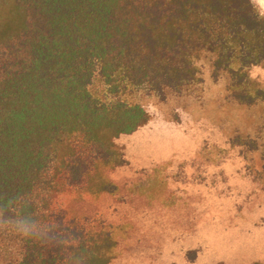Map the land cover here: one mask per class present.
Segmentation results:
<instances>
[{"label": "trees", "instance_id": "16d2710c", "mask_svg": "<svg viewBox=\"0 0 264 264\" xmlns=\"http://www.w3.org/2000/svg\"><path fill=\"white\" fill-rule=\"evenodd\" d=\"M201 61L236 103H264L251 0H0V264H109L104 222L62 197L113 192L141 100L198 92Z\"/></svg>", "mask_w": 264, "mask_h": 264}, {"label": "rangeland", "instance_id": "374dc122", "mask_svg": "<svg viewBox=\"0 0 264 264\" xmlns=\"http://www.w3.org/2000/svg\"><path fill=\"white\" fill-rule=\"evenodd\" d=\"M200 65L198 92L141 100L147 123L117 140L124 163L105 171L113 192L62 197L104 222L109 264H264V103H236ZM248 77L264 89V64Z\"/></svg>", "mask_w": 264, "mask_h": 264}]
</instances>
